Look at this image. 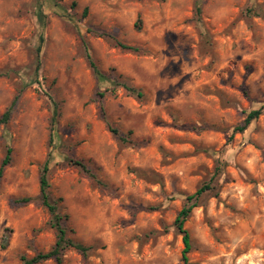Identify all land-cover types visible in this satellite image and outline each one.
I'll use <instances>...</instances> for the list:
<instances>
[{
    "label": "rangeland",
    "instance_id": "374dc122",
    "mask_svg": "<svg viewBox=\"0 0 264 264\" xmlns=\"http://www.w3.org/2000/svg\"><path fill=\"white\" fill-rule=\"evenodd\" d=\"M0 73V119L18 97L0 125V264L56 244L46 164L68 237L90 248L63 264H264V112L232 136L264 106V0H0ZM208 184L184 261L175 222Z\"/></svg>",
    "mask_w": 264,
    "mask_h": 264
},
{
    "label": "trees",
    "instance_id": "16d2710c",
    "mask_svg": "<svg viewBox=\"0 0 264 264\" xmlns=\"http://www.w3.org/2000/svg\"><path fill=\"white\" fill-rule=\"evenodd\" d=\"M42 1H44V0H42ZM56 7L59 8L60 6L56 4ZM200 14H201V2H199L197 5V15L199 16ZM36 16L38 19L39 30H40V33H39V44L40 45H39L37 51H38V54H40L42 51V45L45 41L44 30L46 27V20H47V16L43 11V4L40 1L37 3ZM101 36L107 37L106 34H102ZM109 38L113 39L111 36H109ZM116 45L123 50L137 51L136 49H134L132 47H129L125 44H121L118 42L116 43ZM88 58L90 60L91 66L94 69L95 73L97 74L99 80L109 81L107 78H105L104 74H102L96 68L94 62L92 61V58H91L89 51H88ZM36 73H38V69L36 70ZM1 76H2V74L0 73V77ZM110 82L112 84L116 85V82H114L112 80ZM31 84H32V82H29V83L25 84L24 87H28ZM123 87L127 91H129L130 93L136 94L138 97L143 96L140 91H138L134 88H130L126 85H123ZM17 99H18V97L14 100L11 107L5 112V114L0 119V125H2V124L6 125L9 122V120L11 118V114H12V109L15 106ZM263 112H264V106L261 108H255V109L251 110L250 112H248L243 123L233 129L232 136L235 133L246 132L251 127V125L256 120H258L260 118V116L263 114ZM114 133H117V132H114ZM11 154H12V149L8 148L6 155H5V158L3 159L1 167H0V180L3 176L4 168L11 163ZM75 164L77 166H80L84 170H86V167L84 166V164H82L80 162H75ZM48 173H49V167H48V164H46L42 169V173H41V177H40L39 200L41 201V204L43 205V207H45L48 210V212L51 216L50 226L53 229H55L56 233H57L56 244L52 248V250L47 252V253H40L30 260L24 259V264H40V263H43V262L51 260V259L55 260L56 264H63V255L67 250L75 249V250L79 251L80 253H82L83 255H87V253L90 249V248H87L81 244L74 242L72 239H70L68 237V230L65 226L66 216H63L60 213L58 201H55L49 193L50 184H49V180H48ZM212 189H213L212 184H208V185H205L204 187L200 188L199 190H197V192L194 195L185 196L184 208L179 213V215L176 219L175 226H176L177 230L180 232V234L183 235V242L185 245L184 256H183L184 261L188 260L187 254L192 249V242H191L190 234L186 230L185 224H186L187 220L190 218L194 208L199 205L198 203H199L200 199L203 197V195L205 193L211 191ZM29 201H31V200L25 199V200H22L21 202L27 203Z\"/></svg>",
    "mask_w": 264,
    "mask_h": 264
}]
</instances>
